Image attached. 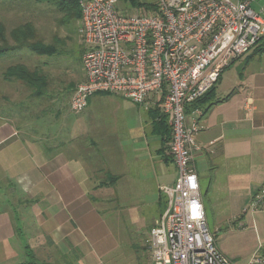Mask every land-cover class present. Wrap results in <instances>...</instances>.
Wrapping results in <instances>:
<instances>
[{
	"label": "crops",
	"instance_id": "0c3cea01",
	"mask_svg": "<svg viewBox=\"0 0 264 264\" xmlns=\"http://www.w3.org/2000/svg\"><path fill=\"white\" fill-rule=\"evenodd\" d=\"M140 8L146 9L136 7ZM254 10L262 15L264 8ZM252 52L224 68L204 97L186 104L185 115L187 124H198L194 167L199 187L197 165L205 161L214 172L224 162L230 166L220 188L228 193L225 197L235 202L244 179L250 182L246 187L255 188L249 199L260 204L264 202V53ZM236 61L238 85L218 89ZM0 86V264H99L102 258L113 262L112 253L122 246L118 237L122 225L147 237L166 206L160 187L176 179L163 141L169 122L155 98L138 104L96 93L73 123L65 119L62 132L55 121L38 114V97L30 92L21 99L24 87L1 76ZM46 121L51 128L43 131ZM255 152L258 158L251 160ZM244 169L245 178L241 171L232 173ZM210 182L205 194L213 190L214 178ZM130 247L137 262L142 246L132 242ZM257 252L264 257V247L253 253Z\"/></svg>",
	"mask_w": 264,
	"mask_h": 264
},
{
	"label": "built area",
	"instance_id": "2783aa9c",
	"mask_svg": "<svg viewBox=\"0 0 264 264\" xmlns=\"http://www.w3.org/2000/svg\"><path fill=\"white\" fill-rule=\"evenodd\" d=\"M80 7L85 78L69 108L83 110L96 93L138 104L154 97L169 122L176 179L160 187L166 206L146 237L150 264H236L206 224L194 167L198 124H187L185 106L264 42V17L251 0H156L153 9L133 12L118 9V0H80ZM246 264H264V257L255 253Z\"/></svg>",
	"mask_w": 264,
	"mask_h": 264
},
{
	"label": "rangeland",
	"instance_id": "374dc122",
	"mask_svg": "<svg viewBox=\"0 0 264 264\" xmlns=\"http://www.w3.org/2000/svg\"><path fill=\"white\" fill-rule=\"evenodd\" d=\"M138 1H141V5L149 6L151 5L149 2L152 0ZM1 2H4V5L0 9V19L3 20L5 28L10 29L19 22L26 20L32 21L38 39L40 37L45 45H52L54 53L49 56H39L27 48L9 51L0 57V71L9 64L23 62L28 66H34L46 72L49 75L50 83H48L44 92L38 96L40 102L38 114L42 117L48 116L49 121H55L58 125V131L65 132V119H70L69 122L73 123V118L77 113H81L72 111L67 104L72 90L84 79L81 57L85 50V45L81 41L80 0H78L80 8L79 18L65 22L63 25L57 24V19L62 14L50 3H39L34 0H1ZM252 5L256 9L264 8V0H254ZM118 9L133 12L136 10V7L132 6L129 0H118ZM262 15H264V10L262 11ZM262 44H264L263 41L253 49V52H256L253 55L264 53V51L261 53L257 52L258 49L264 48ZM239 64L240 62L236 61L224 73V79L219 83L218 89L229 88L231 90L238 85L239 78L236 67ZM21 91V99L22 96L26 97L30 93V90L25 88H22ZM0 92H2L1 86ZM42 126L43 131H45L51 128V122H43ZM80 142V140L75 141V143ZM164 144L166 148L165 152L171 157L169 140ZM258 155L255 152L249 158L254 160L258 158ZM209 167L210 164L205 161L197 165L206 224L214 236L216 246L222 253L234 260L236 264L247 263L258 247H264V202L259 204L257 201L252 202L249 199V192L254 191L255 188L252 185L246 187L250 182L247 183L244 179L241 182L242 185L239 187L240 196L236 198V201L233 202L226 198L225 194L228 195V193H225L220 188L225 184V178L230 174L228 170L230 166L223 162L219 164L218 169L214 172L213 170H209ZM238 171H241L245 178V169L233 170L232 173ZM213 178L215 182L213 190L205 194L208 185L211 183L210 179L212 180ZM251 202L254 203L253 207ZM122 228L123 232L118 236L122 246L112 253L113 262H106V258H102L99 264H150L149 252L144 244L146 234L136 235L130 232L129 225H122ZM132 242L142 246L137 251L139 257L137 262L132 259L136 254V251L130 247ZM48 264L77 263L50 262Z\"/></svg>",
	"mask_w": 264,
	"mask_h": 264
},
{
	"label": "trees",
	"instance_id": "16d2710c",
	"mask_svg": "<svg viewBox=\"0 0 264 264\" xmlns=\"http://www.w3.org/2000/svg\"><path fill=\"white\" fill-rule=\"evenodd\" d=\"M34 1L39 3L47 2L54 5L56 9L62 14L57 19L58 25H63V23L65 22H69L70 20L79 18L80 8H79L78 0H34ZM129 1L134 7L143 6L146 9L154 8L153 4L149 5L148 7V5L145 6L141 5L140 1L138 0H129ZM3 3L4 2H1L0 0V9L3 8L4 5ZM262 45L264 46V44ZM22 48H27L28 50L39 56H49L54 53V47L52 45H45L40 39V37L38 39L32 21L26 20L24 22H19L10 29H7L5 28L3 20L0 19V57L5 55V53L9 51L19 50ZM263 51L264 48H261L260 50L258 49L257 52L261 53ZM0 76L8 82L19 84L23 86L25 89L30 90L32 96L34 97H38L40 94H42L48 83H50L49 75L46 74V72L41 71L39 68H35L34 66H28L23 62H16L7 65L0 71ZM232 93L233 91H231L224 99L228 98ZM204 96L205 95H203L202 97ZM202 97H200L196 101L200 100ZM206 112L207 109L205 113ZM168 140H170V127H169V133L165 134L163 141L165 143ZM27 264H32V263H27Z\"/></svg>",
	"mask_w": 264,
	"mask_h": 264
}]
</instances>
